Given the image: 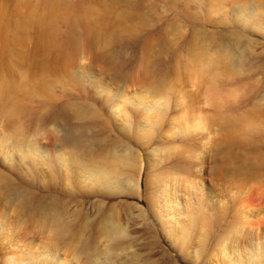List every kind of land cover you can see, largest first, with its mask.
<instances>
[{
	"label": "rangeland",
	"instance_id": "374dc122",
	"mask_svg": "<svg viewBox=\"0 0 264 264\" xmlns=\"http://www.w3.org/2000/svg\"><path fill=\"white\" fill-rule=\"evenodd\" d=\"M3 3L9 5V25L7 35L0 26V43L6 44L3 62L9 70H29L39 81L34 88L43 91L47 74H71L78 80L82 69L77 58L86 62L91 56V63L85 66L93 74L86 89L88 97L115 132L136 148L106 135L95 163L78 165L58 144L19 148L0 144V264L3 250L11 249L20 264H35L28 256L38 257L42 251L70 264H225L218 248L222 238L240 256L237 264H262L264 257L258 261L247 251L258 237L264 238V193L249 196L213 172L207 159L195 155L205 134L215 131L195 127L200 119V97L192 92L175 97L163 126L153 128L145 119L151 102L141 99L142 94L127 92V77L107 75L110 58L97 53L95 31L89 35L87 47L80 50V33L75 27L58 42L41 34L36 23L16 6L17 0H0ZM168 3L193 25L207 23L226 31L232 20L233 27L250 36L247 43L264 53V0H198L200 6L194 0ZM258 21L263 28L254 27ZM79 27L87 32L88 23L81 19ZM153 37L163 45L157 29L134 42L136 52L147 48ZM116 57L114 51L112 58ZM253 59L264 65V55ZM197 86L194 78L191 87ZM258 96H264V88ZM99 119L110 132L107 121ZM51 131L60 135L59 128ZM96 174L99 179H94ZM166 174L182 179L177 181L183 209L194 219L190 227V217L188 222L183 215L179 218L184 222L179 226L186 223L191 232L181 243L172 240L169 229L174 224L150 210L152 196L155 207L161 201V177ZM241 212L247 217L240 218ZM54 231L58 235L51 237Z\"/></svg>",
	"mask_w": 264,
	"mask_h": 264
},
{
	"label": "clouds",
	"instance_id": "9594fccd",
	"mask_svg": "<svg viewBox=\"0 0 264 264\" xmlns=\"http://www.w3.org/2000/svg\"><path fill=\"white\" fill-rule=\"evenodd\" d=\"M16 6L41 34L55 41L62 42L75 27L80 50L95 31L97 53L110 58L107 75L127 77V92L142 94L151 102L145 119L153 128L163 126L175 97L184 92L198 95V123L215 131L205 134L195 155L207 159L213 172L249 196L264 193V96H258L264 88V65L253 59L264 53L247 43L250 36L232 26L231 16L227 30L222 31L207 23L193 25L168 0H17ZM8 8L7 3L0 4V26L6 35ZM81 19L88 23L87 32L79 27ZM157 29L163 45L153 37L137 53L134 42ZM5 47L0 43V144L17 148L58 144L78 165L95 163L106 135L135 147L115 132L88 97L93 74L85 66L91 56L86 62L77 58L82 69L78 80L71 74H47L43 91H36L34 84L39 81L29 70H9L5 65ZM114 51L116 58H112ZM194 78L196 89L191 87ZM127 114L131 120V113ZM99 117L107 121L110 132ZM53 128L60 129L58 137Z\"/></svg>",
	"mask_w": 264,
	"mask_h": 264
},
{
	"label": "bare ground",
	"instance_id": "6f19581e",
	"mask_svg": "<svg viewBox=\"0 0 264 264\" xmlns=\"http://www.w3.org/2000/svg\"><path fill=\"white\" fill-rule=\"evenodd\" d=\"M243 17V16H242ZM247 18V17H246ZM247 21H248V19H247ZM246 23V22H245ZM254 27L255 28H259L260 27V22L258 21L257 23H255V25H254ZM1 28H2V26H1ZM260 28H263V26L262 27H260ZM1 30V29H0ZM1 33V32H0ZM0 35H3V34H0ZM1 37V36H0ZM49 38V37H48ZM1 39V38H0ZM195 81H196V79H195ZM141 97V99H142V97L143 96H140ZM139 97V98H140ZM145 99V98H144ZM118 105V104H117ZM116 108H118V106H116ZM118 111V110H117ZM123 113V112H122ZM197 120V123H196V125H195V127L197 128L198 126L200 127V125H199V123H198V119H196ZM187 128V127H186ZM195 128V129H196ZM193 129V128H192ZM200 129V128H199ZM34 153L35 154H38L39 152H38V149H36V148H34ZM128 161H126V163H127ZM111 172V171H110ZM199 172V171H198ZM161 174V173H160ZM162 175V174H161ZM104 178V177H103ZM107 178V177H106ZM94 179H99L98 178V175L96 174V175H94ZM112 179V178H111ZM161 179H162V182L161 183H163V184H161V185H163V190H161V194H162V198H161V201H158V205L156 204V207H155V205H154V197L152 196L151 198H150V205H151V211L152 212H154V213H157L158 215H159V218L160 219H162V217H164V216H166V220H167V222H169V223H171V225L172 224H174V225H172V226H174V227H172V228H170L169 229V231L171 232V236L174 238V239H172V240H175V241H177V242H180L181 243V241H183V240H185L186 238H188L189 239V234H188V231L190 232V227H191V225H192V222L191 221H194V219L193 220H191V217L190 216H188V214H190V212H187V211H185L184 209H183V205H184V201H181V194H182V192H181V190L179 189V187H180V180H182V179H180V178H178V179H176V178H174V179H172V177H170V175L168 176L167 174L166 175H164V177L162 176L161 177ZM176 179V180H175ZM180 179V180H179ZM177 180H179V182L177 181ZM178 183H177V182ZM114 182V181H113ZM158 184V183H157ZM178 184H180L179 185V187H178ZM107 186V185H106ZM203 190V189H202ZM160 192V191H159ZM183 195V194H182ZM151 196V195H150ZM158 200V199H157ZM183 200V199H182ZM241 209V208H240ZM243 209V208H242ZM241 211V210H240ZM246 211V210H245ZM184 213V214H183ZM195 213V212H194ZM200 213V212H199ZM244 213H246V212H244ZM193 214V213H192ZM239 214H240V216H239ZM238 214V216L240 217V218H242V217H247V216H245V215H243V213L241 212V213H239ZM250 214V213H249ZM248 214V215H249ZM185 216L184 217V219H183V221L184 222H186L188 219H189V217H190V219H189V224L190 225H188V226H190V227H188L187 226V224L185 223V226L184 225H182V226H179L180 224H181V222H183V221H181V219H179L181 216ZM194 216H195V214H194ZM198 216V215H197ZM201 216V215H200ZM199 217V216H198ZM195 218V217H194ZM251 218H252V216H251ZM165 219V218H164ZM199 219V218H198ZM242 219H244V218H242ZM245 219H247V218H245ZM183 222V223H184ZM188 222V221H187ZM247 223H249L248 221H247ZM168 224V223H167ZM193 224H194V222H193ZM206 226V225H205ZM236 227H241V226H237V225H235ZM243 227V226H242ZM168 228V227H167ZM165 229V228H164ZM193 229V228H192ZM192 229H191V231H192ZM166 232H167V230H166ZM169 232V233H170ZM177 232V235L175 234ZM57 233H55V231L50 235L51 237H54V235H56ZM190 234H191V232H190ZM58 235V234H57ZM191 237V236H190ZM203 238V237H202ZM54 239H57V238H54ZM51 240H52V238H51ZM189 241V240H188ZM220 241V240H219ZM202 242V245H203V241H201ZM219 245V244H218ZM253 246L252 247H249L248 249V254H249V257H251L253 254H255V256H256V259L258 260V261H260V260H263V258L262 257H264V238L263 237H258L257 239H256V242L254 243V244H252ZM10 247V246H9ZM231 247V246H230ZM12 248H14V247H12ZM218 248H220V256H222L221 258H223V260H224V263L225 264H237L239 261H240V256L237 254V256L235 255V252L234 251H232V249H229V247H227V244H226V240L224 239V238H222L221 239V244H220V247H218ZM43 253L42 254H40L38 257H35V258H33L31 255H29L28 257L30 258V259H32L34 262H35V264H48L49 262H53V264H70L68 261H65L64 259L62 260V259H60V258H57L58 256H53L51 253H50V251H42ZM3 255H4V259H3V264H13V263H15V261H16V259L18 258V256H16V254H15V252H14V250L12 251V249L10 250V251H7V250H3ZM27 254H29V253H27ZM57 254V253H56ZM212 255V257L214 256L215 257V255L214 254H211ZM34 256V255H33ZM219 256V255H218ZM20 257V256H19ZM28 258V259H29ZM216 258H217V256H216ZM23 259V258H22ZM211 259H213V258H211ZM218 259V258H217ZM216 259H214V261H215ZM18 262H20V261H18ZM17 261H16V263H18ZM216 262V261H215ZM15 263V264H16ZM22 263V262H21ZM216 263H218V261L216 262ZM18 264H20V263H18ZM23 264V263H22ZM28 264V263H27ZM50 264V263H49ZM219 264V263H218ZM262 264H264V260L262 261Z\"/></svg>",
	"mask_w": 264,
	"mask_h": 264
}]
</instances>
